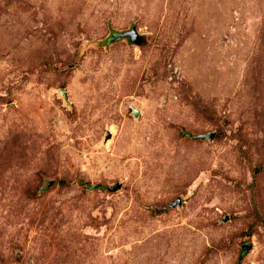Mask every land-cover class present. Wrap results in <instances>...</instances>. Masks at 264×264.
Listing matches in <instances>:
<instances>
[{
    "label": "rangeland",
    "instance_id": "rangeland-1",
    "mask_svg": "<svg viewBox=\"0 0 264 264\" xmlns=\"http://www.w3.org/2000/svg\"><path fill=\"white\" fill-rule=\"evenodd\" d=\"M0 264H264V0H0Z\"/></svg>",
    "mask_w": 264,
    "mask_h": 264
},
{
    "label": "water",
    "instance_id": "water-1",
    "mask_svg": "<svg viewBox=\"0 0 264 264\" xmlns=\"http://www.w3.org/2000/svg\"><path fill=\"white\" fill-rule=\"evenodd\" d=\"M114 36L116 37H127L132 43L139 44L141 40V36L136 32L135 27L130 28V30L121 32V33H116ZM109 134H107L108 136ZM199 138H211L212 133H204V134H199Z\"/></svg>",
    "mask_w": 264,
    "mask_h": 264
}]
</instances>
